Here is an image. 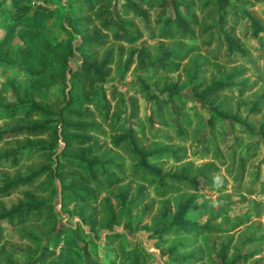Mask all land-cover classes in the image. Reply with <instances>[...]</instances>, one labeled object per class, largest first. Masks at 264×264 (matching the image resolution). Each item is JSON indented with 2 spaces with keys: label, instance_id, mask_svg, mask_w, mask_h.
I'll return each mask as SVG.
<instances>
[{
  "label": "trees",
  "instance_id": "trees-1",
  "mask_svg": "<svg viewBox=\"0 0 264 264\" xmlns=\"http://www.w3.org/2000/svg\"><path fill=\"white\" fill-rule=\"evenodd\" d=\"M258 3H264V0H248L243 6L233 0H66L61 14L63 24L48 27L42 20L50 17L51 12L32 7L29 0H0V58H5L8 43L18 40L22 44V51H30L39 66L43 67L44 64L51 78L59 80L61 95L59 103L54 99L45 104H16L0 114V118L8 119L0 128V144L6 146L3 151L0 149V199L15 190L26 189L20 190L24 194L22 199L8 207L0 201V246L5 245L7 237L13 233L16 234L12 237L14 240L31 236L27 230L35 226L38 228L36 248L21 250L29 255L28 264H44L54 253L48 249V243L38 242L48 234L45 229L54 228L56 224L52 196L56 181L60 184L61 205H81L86 209L82 211L80 208L82 213L89 209L85 217L92 219V224L97 223L101 214L109 215L111 219L120 216L118 210L116 214L111 212L108 205L110 195L118 198L120 211L131 213L141 207L150 210L152 205L148 202L144 204L147 184L160 185L158 187L162 193L176 191L177 185L191 190H196L200 185L218 191L226 189L227 179H222V185L217 187L215 177H210L218 173L217 165L197 166V171L191 176L188 174L192 169L189 164L180 170L161 167L163 158H173L175 161L184 159V150L166 143L155 142L154 146H149L150 142L144 141L148 138L162 139L159 137L163 136L173 142H182L186 133L184 123H188V120L182 118L177 122L173 128L174 135L148 127L149 137L143 124L135 125L128 123V120L139 117L135 93L140 92L149 101L154 98L155 105L150 112L162 120L171 115L168 107L177 90L169 87L167 96L153 93L143 79L138 81L134 92L129 93L116 83L104 84L116 52L110 43L116 41V47L122 51L126 43L132 44L142 36L152 39L179 36L199 40V45H190L182 53L164 50L152 61L156 71H177L179 63L198 49L215 59L221 54L246 57L248 65L235 68L226 79L198 80L206 71L204 64L207 60L200 67L196 65L191 72L189 82L194 95L208 104L211 112L207 123L209 130H213L219 119L231 113L232 106L239 104L235 97L242 96L256 82H248L246 77L238 80L237 77L246 69L257 71L258 60L264 57V11L255 10ZM160 8H168L170 12L160 13ZM18 10L22 12L17 13ZM66 32L68 36L62 39L60 35L63 33L66 36ZM240 37L257 38L254 52L243 46ZM74 49L80 51L82 59L72 67L68 61L74 55ZM133 54L131 51V56ZM138 55L141 60L143 54ZM131 60L126 63L129 64ZM181 102L183 105L184 102ZM121 109H127L126 116L119 114ZM33 113L34 117L30 120H22ZM235 119H239L237 121L242 125L240 133L260 135L264 141V91L250 105L243 118L237 116ZM251 121L257 122V126ZM203 148L208 152L214 150L213 155L219 156L220 145L217 141L207 137ZM258 149V144L253 145L238 157L244 170L246 161L254 157ZM126 159L129 164H126ZM7 169H13V175ZM244 170L238 176L232 174L233 179H243ZM126 177L143 184L137 186L135 192L127 185L123 191L113 194V189L120 187ZM248 192L251 193L250 188ZM177 203L170 220L153 224L152 236L167 233L197 236L214 231L209 221L228 212L227 207L225 210L221 208L202 222L193 210V198ZM27 223L30 228L25 226ZM67 229L73 233L66 242L78 246L76 235L81 228ZM61 234L63 232L59 230L55 236L48 234L46 237L56 244ZM103 241L113 246L116 253L103 258L94 250L90 255L88 251L91 246L86 248L85 244L84 254L93 264H143L152 256L140 243L130 246L119 231L107 232ZM178 246L185 248L189 243L182 241L172 246V251ZM230 246V241L220 243V264H245L254 255L253 251L239 250L228 258ZM13 249L17 248L13 246ZM201 259L202 254L189 253L185 257L166 260L164 264H190ZM6 264L20 263L8 260Z\"/></svg>",
  "mask_w": 264,
  "mask_h": 264
},
{
  "label": "rangeland",
  "instance_id": "rangeland-1",
  "mask_svg": "<svg viewBox=\"0 0 264 264\" xmlns=\"http://www.w3.org/2000/svg\"><path fill=\"white\" fill-rule=\"evenodd\" d=\"M29 1L32 7H39L52 13L50 17L47 16L42 20L48 27H52L54 24L57 26L63 24L61 14L66 6V0ZM246 1L248 0H233L239 6H243ZM256 5L258 8L254 7L255 10L264 11V3ZM158 11L160 13L170 12L168 8H160ZM20 12L22 11L18 10L17 13ZM262 20L264 21V15H262ZM138 24L141 26L139 20ZM52 32L58 33L56 31ZM67 36V32L66 36L63 33L60 35L62 39ZM74 42H77V39H74ZM240 42L250 52H254V46L258 44L257 38L252 37H240ZM193 44L199 45V40L180 38L179 36L164 39H152L142 36L132 44L126 43L121 51L116 47L118 43L112 41L110 46L115 47L116 52L111 64V72L106 77L104 84L116 83L125 92L129 93L134 92L138 86V81L143 79L149 85L151 92L166 96L168 95V88L174 87L177 93L171 97L168 107L171 112L170 116L162 120L153 116L150 110L155 105L154 98L149 101L144 99L140 92H137L135 96L139 104V117L129 119L128 123L143 124L148 137L150 135L148 127L155 131L174 135L173 128L177 122L182 118H186L188 123L183 124L186 133L182 142H173L163 136L159 137L162 139L151 140L148 138L144 142H150L149 146H154L155 142L166 143L171 144L173 147L179 146L182 151L184 150L186 157L181 161H175L173 158L162 159L161 167L165 170H180L189 164L192 166L191 171L188 172L191 176L193 172L197 171V166L207 167L212 164L219 166L218 173L210 177L219 175L221 179H227L226 189L218 191L200 185L196 190H191L186 189L184 185H177L179 187L176 191L162 193L158 187L160 185L147 184L144 189L147 194L144 204L147 202L151 204L152 208L150 210L141 207L131 213L120 211L118 198L110 195L108 196V205L111 212L116 214L118 210L121 213L120 216L111 219L109 215L101 214L97 223L92 224V221H90L92 219H86L85 217L89 209L82 213L86 209H83L81 205L75 203H70L67 206L61 205L60 184L56 181L54 182L56 189L52 191L57 216L56 224L54 228L45 229V231L52 237L59 230H62L63 234H61L56 244H54L53 239L49 240L46 237L48 234L38 242V244L48 243V249L54 251L44 264H93L92 260L87 259L84 254L83 246L85 244L86 248L91 246V250L88 251L90 255L96 250L103 258H108L116 253V249L113 246L106 245L103 240L106 233L113 230L121 232L122 237L130 246L140 243L150 251L151 258L143 264H164L166 260L185 257L189 253L203 255L201 261L190 264H220L218 249L220 243L226 241L231 242L227 254L228 258L235 255L239 250L240 252L253 251L254 255L245 264H264V141L260 135L240 133L239 128L242 125L237 121L239 119H235L237 116L243 118L249 111L250 105L260 98V94L264 91V57L258 60L259 69L257 71H253V68L246 69L241 76L237 77L238 80L246 77L248 82L254 80L256 82L242 96L235 97L239 100L236 103L239 102V104L232 106V111H229L231 113L226 114L227 116L224 118H220L215 125L216 127L209 130L207 118L211 110L206 102L194 95L195 92L189 82L193 69L196 65L200 67L201 63L207 60L204 64L206 71L198 77V80L226 79L227 75L233 72L235 68L244 67L248 65V62L245 60L246 57H240L239 55L229 57L226 54H221L218 59H215L201 49H196L197 51H192L184 61L179 63L177 71H156L154 65H152L154 58L161 55L164 50L182 53L188 46ZM21 46L22 44L18 40H12L8 43L5 58H0V114L16 104H29V102L45 104L54 101V99L58 103L60 101L59 80L52 79L45 65H42L44 68L40 67L39 62L32 56V53L22 51ZM131 51L134 52L132 56ZM139 53L143 54L141 60L138 58ZM81 59L80 51L74 49V55L69 58L68 62L72 67H75ZM130 59H132L131 62L127 64L126 62ZM169 62L172 63L173 61L169 60ZM42 78L44 79L41 82ZM97 85L100 86V83ZM181 101L184 102L183 105ZM192 104L193 106H191ZM34 114L25 116L22 120H30L31 117H34ZM119 114L123 117L126 116L127 109H121ZM5 118H0V128L8 120ZM253 123L255 126L258 124L255 121ZM207 137L219 143L218 157L213 155L214 150L208 152L203 148ZM103 138L107 139L106 137ZM173 139L177 138L174 137ZM256 144L259 146L258 153L246 161L244 170V165L240 166L238 157L246 153L248 147H253ZM5 148V144H0L1 151ZM126 164H129L127 159ZM7 170L10 175H13V169ZM243 170L244 178L234 180L232 174L238 176ZM199 182H201V179ZM142 184L141 181L126 177L120 184L121 186L119 185L120 187L113 189L114 192L112 193L116 194L123 191L127 185H130L129 189L135 192L136 187ZM249 188L251 193L248 192ZM22 189L15 190L4 199H0L1 203L8 207L11 203L18 202L24 195L20 191ZM101 195L104 196L105 194ZM187 198H193V210L196 212L199 221H205L209 215L211 216L221 208L225 210L224 208L227 207L228 212L209 221L208 224L214 228V231L203 232L197 236L185 233H167L152 236L153 224L170 220L172 211L176 209L178 204L177 202L185 201ZM89 218L91 217L89 216ZM25 226L30 228L29 223ZM69 227L81 228V231L76 235L78 246L66 242V239L70 238L73 233L67 229ZM32 228L27 230L31 232V236L26 235V238L14 240L12 237L16 236L15 233L7 237V243L0 246L1 264H6L8 260L28 264L29 255L22 253L21 250L31 251V248L32 250L36 248L38 228L35 226H32ZM182 241L188 242L189 246L185 248L178 246L176 250L172 251V246ZM13 246L17 249H13ZM27 247L29 249H26ZM126 260L124 258V262Z\"/></svg>",
  "mask_w": 264,
  "mask_h": 264
},
{
  "label": "clouds",
  "instance_id": "clouds-1",
  "mask_svg": "<svg viewBox=\"0 0 264 264\" xmlns=\"http://www.w3.org/2000/svg\"><path fill=\"white\" fill-rule=\"evenodd\" d=\"M215 184H216L217 187L222 185V179H221V177L219 175H217L215 177Z\"/></svg>",
  "mask_w": 264,
  "mask_h": 264
}]
</instances>
